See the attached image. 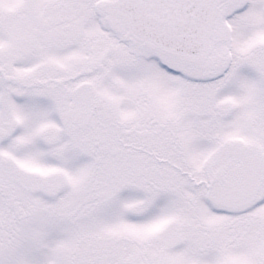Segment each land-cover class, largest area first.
I'll return each instance as SVG.
<instances>
[{
	"label": "snow or ice",
	"instance_id": "obj_1",
	"mask_svg": "<svg viewBox=\"0 0 264 264\" xmlns=\"http://www.w3.org/2000/svg\"><path fill=\"white\" fill-rule=\"evenodd\" d=\"M0 264H264V0H0Z\"/></svg>",
	"mask_w": 264,
	"mask_h": 264
}]
</instances>
